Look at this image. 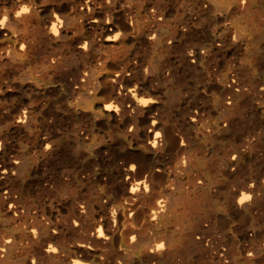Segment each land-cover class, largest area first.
Returning a JSON list of instances; mask_svg holds the SVG:
<instances>
[{"label": "bare ground", "instance_id": "bare-ground-1", "mask_svg": "<svg viewBox=\"0 0 264 264\" xmlns=\"http://www.w3.org/2000/svg\"><path fill=\"white\" fill-rule=\"evenodd\" d=\"M0 264H264V0H0Z\"/></svg>", "mask_w": 264, "mask_h": 264}]
</instances>
